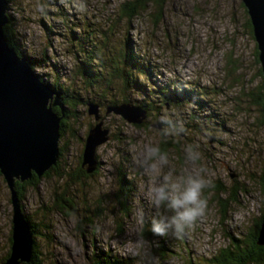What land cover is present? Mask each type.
Returning <instances> with one entry per match:
<instances>
[{
  "label": "rangeland",
  "instance_id": "374dc122",
  "mask_svg": "<svg viewBox=\"0 0 264 264\" xmlns=\"http://www.w3.org/2000/svg\"><path fill=\"white\" fill-rule=\"evenodd\" d=\"M10 1L8 13L15 21L20 44L34 57L46 54L50 58L35 72L46 78L48 75L47 80L52 83L60 75L62 82L70 84L84 100L92 98L98 102L101 92H88L85 83L76 79L73 70L78 61L75 47L72 48V31L83 37L94 28L89 43L97 44L107 34L115 53L127 38L143 66L149 68L146 77H138V83L142 82L144 87L125 92L133 104L154 106L144 125L129 123L113 112L106 114V106L100 104L110 139L97 148L100 167L93 177L80 175L76 181L41 177L36 187H26L21 204L37 228L36 248L47 264H90L89 258L100 251L141 264L138 258L122 252L136 238L132 231L136 208L144 207L148 224L155 215L146 195L151 177L136 161L146 146H160L163 139H171L177 145L167 152L166 172L199 173L210 179L212 185L205 190L208 209L204 217L181 239L163 237L166 254L159 248L162 237L153 235L151 240L147 239L152 242L151 251L158 264L209 259L228 245L231 236H241L264 213L258 184L264 176V118L257 99L263 75L242 0H165L157 25L150 16L153 8L130 24L118 22V7L125 0ZM170 84L189 87L202 106L188 102L179 108L160 105L161 99L152 87ZM118 94L123 96L122 92ZM74 111L75 116L66 120L59 146L64 150L61 168L78 172L85 138L95 120L88 114L87 104L78 105ZM165 112L182 115L185 134L162 135L164 126L159 125V118ZM187 144L199 146L201 159L194 163L186 159L183 149ZM121 173L132 186L127 210L115 199ZM221 186L234 188L240 201L230 205L225 219L221 218L219 195L215 192ZM64 193L74 206L72 212L58 207L57 199ZM12 217L11 192L0 174V260L10 249Z\"/></svg>",
  "mask_w": 264,
  "mask_h": 264
},
{
  "label": "trees",
  "instance_id": "16d2710c",
  "mask_svg": "<svg viewBox=\"0 0 264 264\" xmlns=\"http://www.w3.org/2000/svg\"><path fill=\"white\" fill-rule=\"evenodd\" d=\"M7 1L8 4L11 2L10 0ZM164 4L165 0H125L118 7L117 21L130 24L140 16H143L145 13L149 12L148 10L150 8H153L154 11L150 13V16L152 18L153 24L157 25L161 20ZM8 16V23L3 27L4 37L10 47H12L20 56H24L27 58L28 62L35 72V69L37 67H41L44 64L48 63V61H50V58L46 54H41L40 57H34L30 55L18 41L16 24L12 15L8 13ZM110 29L112 30L113 26ZM247 29L249 30L251 36L254 38L250 18H248L247 20ZM88 32L89 33L87 34V36L83 35V37H81L80 35H76V33H74L73 31L71 32L72 39L74 40L71 42L72 48L75 47V59H77L78 61V63L76 64V71L73 70V72H75V74L77 75L76 79L78 78L85 83V89L88 92H101V95L98 94L99 99L98 102H96L97 104H99V106H101L100 104H104L106 106L105 109H107L110 106L120 105L122 103H130L134 106H139L144 109L147 112V116H149L152 112V109L154 108L152 104L143 102L133 104L125 95V92L127 90H130L131 88L144 87L142 82L139 81L138 83V77H146V74L149 70L148 67L143 66V61L139 57V55L134 53V47L131 46V40L125 38L123 46L117 49L118 51L115 53L114 51H112L108 44L109 37L107 34H104V41L97 44L96 42L89 43V37H94V28L88 30ZM258 54V49H256L257 61L258 63H260ZM45 76L40 75L39 78L46 84L51 86L54 90L59 92L61 97L63 98L64 117L60 123V137H63L65 132L66 120L75 116L74 108L78 105L88 104V102L93 101V99L91 98L90 100H84L76 90L71 89L70 84L69 86L65 82H62L60 75L56 76L55 82L53 83L47 80L48 75L47 78ZM152 90H155L157 94L156 97L161 99L160 105L169 104L178 108L181 107V105L185 102L196 104L197 106L201 105V101L196 98V96L194 95L195 93H193V91L189 87L179 88L177 85L170 84L167 86H157V88L152 87ZM119 92H122L123 96H120L118 94ZM257 99L262 105L264 118V77L262 79L261 90L257 94ZM69 107L73 110H70ZM54 111L57 112L58 115H60V110L58 108H54ZM101 120H103L102 116ZM142 125H144V123ZM159 125L161 124L159 123ZM189 126H191L192 129L196 128L192 125ZM160 147L162 151L168 152L169 148L176 149L177 145L173 144L171 139H163L160 141ZM59 148L60 157L57 164L50 170H48L44 174V176H42V178L56 176L60 180L69 179L70 181H76L78 180L77 178H79L80 175L88 178L93 177V175L97 173L100 165H98L96 171L91 174H87L85 171V167L82 166V162L77 170L78 172H72L68 169L61 168V162H63L61 161V157L63 156L64 150L61 146H59ZM124 175L125 174L121 173L119 176L118 182L120 186L115 193V199L116 202H118L120 205H123V208L127 210L126 203L132 186L130 182L124 178ZM40 180L41 177L39 178L35 174H33L32 178L25 182L15 181V190L21 203L25 195L26 187H36ZM258 182L259 194L261 195L262 204L261 210H264V176L261 177ZM215 190V192L219 195L217 197V200L220 207L219 211L221 218L225 219L230 211V205L240 203L238 199V193L234 188L232 189L223 186L215 188ZM207 194L208 192H206L204 195L207 196ZM66 195V193L61 194V196H59V198L57 199V204L59 205V208H63L67 213H69L74 210V206L68 203V200L65 198ZM62 205H65V207ZM98 214L99 212L97 211L96 215ZM27 217L32 226V231L34 232L35 242V234L37 233V228L31 221L30 217ZM263 222L264 213L262 211L258 218L254 219L248 226V229L242 232L241 236H231L228 245L220 249L218 254H215L213 257L203 261L188 260L186 264H264V246L258 244V237ZM149 229L150 224H146L144 227L143 235L146 239L151 240L153 238V234ZM165 242V238H163L160 241L159 245L160 251L163 255L166 254L168 250V248L164 245ZM11 245L12 238L10 236V249L8 250L6 256L0 260V262L6 260L9 257L11 252ZM36 247L37 245L36 243H34L32 258L27 264H47L43 257H41V253L38 252ZM161 258L164 259V257ZM89 263L132 264L130 260L124 257L112 256L110 253L102 251L94 253L89 258ZM49 264L56 263L54 262Z\"/></svg>",
  "mask_w": 264,
  "mask_h": 264
},
{
  "label": "water",
  "instance_id": "95a60500",
  "mask_svg": "<svg viewBox=\"0 0 264 264\" xmlns=\"http://www.w3.org/2000/svg\"><path fill=\"white\" fill-rule=\"evenodd\" d=\"M242 2L252 24L264 77V0ZM7 12L8 1L0 0V174L10 189L13 204L11 252L0 264H24L32 258L34 232L15 190V181L25 182L33 174L40 178L57 164L64 102L59 92L39 78L27 58L9 46L3 31L9 19ZM87 107L95 123L85 138L82 166L91 174L99 164L97 148L110 139V133L101 120L99 104L90 101ZM54 108L60 110V115ZM111 112L135 125H142L147 118L144 109L130 103L110 106L105 111ZM258 244L264 246V222Z\"/></svg>",
  "mask_w": 264,
  "mask_h": 264
},
{
  "label": "clouds",
  "instance_id": "9594fccd",
  "mask_svg": "<svg viewBox=\"0 0 264 264\" xmlns=\"http://www.w3.org/2000/svg\"><path fill=\"white\" fill-rule=\"evenodd\" d=\"M164 137H180L186 133L185 121L179 112H165L159 118ZM184 154L188 161L201 159L198 145L187 144ZM136 163L151 177V183L146 189V195L155 215L150 220V231L154 236L181 239L187 230L194 227L204 217L208 209V200L204 193L212 185V181L199 173L185 170L174 174L169 167V156L158 144L145 147ZM139 204V198H137ZM149 223L145 209L138 206L135 210V224L132 231L135 240L130 246H125L123 254L138 258L141 264H158V259L152 254V242L144 235V227Z\"/></svg>",
  "mask_w": 264,
  "mask_h": 264
}]
</instances>
